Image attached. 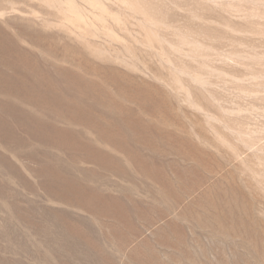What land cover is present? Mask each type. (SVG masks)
<instances>
[{"label":"rangeland","instance_id":"rangeland-1","mask_svg":"<svg viewBox=\"0 0 264 264\" xmlns=\"http://www.w3.org/2000/svg\"><path fill=\"white\" fill-rule=\"evenodd\" d=\"M0 47V264H264V0H0Z\"/></svg>","mask_w":264,"mask_h":264},{"label":"bare ground","instance_id":"bare-ground-1","mask_svg":"<svg viewBox=\"0 0 264 264\" xmlns=\"http://www.w3.org/2000/svg\"><path fill=\"white\" fill-rule=\"evenodd\" d=\"M2 43V42H1ZM3 46V45H2ZM1 48V47H0ZM3 48V47H2ZM6 50V49H5ZM1 51V50H0ZM9 51V50H8ZM24 73V72H23ZM22 73V74H23ZM2 75V74H1ZM25 79V78H24ZM8 80H9V78H8ZM14 80V79H13ZM17 80V79H16ZM7 81H5V83H6ZM9 82V81H8ZM12 82V81H11ZM15 82V81H14ZM22 82V81H21ZM20 82V83H21ZM26 82H27V80H26ZM39 82V81H38ZM18 83V82H17ZM29 83V82H28ZM30 83H32V82H30ZM35 83L36 82H34V86H35ZM6 84H8V83H6ZM26 84V83H25ZM10 85V84H9ZM18 85V84H17ZM32 85H33V83H32ZM36 85H38V84H36ZM7 86V85H6ZM23 87V86H22ZM27 87V86H26ZM32 87V86H31ZM7 88V87H6ZM6 88H5V90L3 89V91H6ZM14 88V87H13ZM16 88V87H15ZM24 88L25 87H23V91H24ZM22 89V88H21ZM34 89V88H33ZM28 90V89H27ZM2 91V90H1ZM29 91H31V90H29ZM20 92V91H19ZM25 92V91H24ZM32 93H33V90L31 91ZM1 93H3V95H4V92H0V94ZM26 93V92H25ZM11 94V93H10ZM13 94H15V93H13ZM37 94H39V93H37ZM24 95V94H23ZM29 95H30V93H29ZM29 95H27V96H29ZM44 95V94H43ZM6 96V95H5ZM12 96V95H11ZM17 96V95H16ZM22 96V95H21ZM26 96V95H25ZM40 96H42V95H40ZM22 98V97H21ZM25 98V97H24ZM6 99V98H5ZM4 99V101H7V100H5ZM9 99V98H8ZM23 99V98H22ZM28 99V98H27ZM31 99H32V97H31ZM39 99V98H38ZM13 100V99H12ZM30 100V99H29ZM28 100V101H29ZM45 100V99H44ZM49 100V99H48ZM26 101V100H25ZM36 101V100H35ZM58 101V100H57ZM20 102V101H19ZM10 103V102H9ZM16 103V102H15ZM5 105H7L8 106V103L6 104V102H5ZM5 105H2V106H0V108L1 107H3V106H5ZM18 105V104H17ZM37 105H38V103H37ZM11 106V105H10ZM18 107H19V105H18ZM7 108V107H6ZM15 108V107H14ZM2 109V108H1ZM10 110H11V108H9ZM8 110V109H7ZM15 110V109H14ZM18 110H20V111H22L21 109H18ZM3 111V110H2ZM5 111V110H4ZM26 111V110H25ZM12 112V111H11ZM17 112H19V111H17ZM6 113V112H5ZM19 113H21V112H19ZM8 114V113H7ZM13 114H15V113H13ZM32 114V113H31ZM11 115H12V113H11ZM18 115H20V114H18ZM15 116H16V114H15ZM20 117V116H19ZM0 118H2V117H0ZM18 118V117H17ZM22 118H23V116H22ZM4 119V118H3ZM13 119H15V118H13ZM26 119V118H25ZM24 119V120H25ZM20 120V119H19ZM28 119H26V121H27ZM31 120V119H30ZM30 120H29V122H30ZM76 120V119H75ZM33 121V120H32ZM3 122V121H2ZM17 122V121H16ZM25 122V121H24ZM12 123V122H11ZM21 123V122H20ZM23 123V122H22ZM26 123H28V122H26ZM26 123L24 124V126H26ZM3 124V123H2ZM19 124V123H18ZM14 125V124H13ZM19 125H21V124H19ZM28 125H29V123H28ZM22 126V125H21ZM24 126H23V128H24ZM31 126V125H30ZM31 128V127H30ZM50 128V127H49ZM23 130H25V128L23 129ZM27 130H28V128H27ZM32 130V129H31ZM31 130H30V132H31ZM37 131V130H36ZM49 131V130H48ZM35 132V131H34ZM26 133V132H25ZM40 133V132H39ZM61 134V133H60ZM31 135H33V134H31ZM46 135V134H45ZM28 136H30V135H28ZM39 136V135H38ZM55 136V135H54ZM37 137V136H36ZM1 138V137H0ZM12 138V137H11ZM49 138V137H48ZM57 138V137H56ZM27 139V138H26ZM50 139V138H49ZM9 140V139H8ZM28 140V139H27ZM39 140V139H38ZM58 140H59V138H58ZM53 141H54V138H53ZM56 141V140H55ZM45 142V141H44ZM28 143V142H27ZM51 145V144H50ZM45 146V145H44ZM38 148V147H37ZM68 148V147H67ZM40 150V149H39ZM47 151V150H46ZM50 154V153H49ZM48 157V156H47ZM49 158H51V157H49ZM96 159V158H95ZM50 160V159H49ZM101 162V161H100ZM43 181V180H42ZM67 185V184H66ZM85 187V186H84ZM78 189V188H77ZM77 189H76V193L78 192L77 191ZM68 192V191H67ZM75 192V191H74ZM73 193V192H72ZM76 193H75V195H76ZM79 194V193H78ZM82 194V193H81ZM74 195V194H73ZM80 195V194H79ZM71 197V196H70ZM76 197H77V195H76ZM75 198V197H74ZM78 198V197H77ZM76 198V199H77ZM73 199V198H72ZM72 199H70V201L72 200ZM80 199V198H79ZM99 199H100V197H99ZM68 201H69V198L67 199ZM78 200V199H77ZM97 204V203H96ZM61 239V238H60ZM60 252V251H59ZM90 252V251H89ZM65 253V252H64ZM67 257V256H66ZM13 262H11V264H12Z\"/></svg>","mask_w":264,"mask_h":264}]
</instances>
